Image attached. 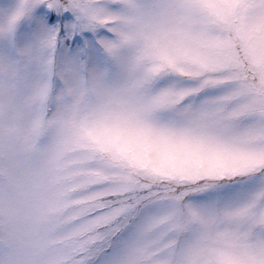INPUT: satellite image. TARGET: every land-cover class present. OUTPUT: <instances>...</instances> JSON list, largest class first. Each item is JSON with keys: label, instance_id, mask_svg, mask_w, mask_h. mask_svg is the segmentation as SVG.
Returning <instances> with one entry per match:
<instances>
[{"label": "snow or ice", "instance_id": "1", "mask_svg": "<svg viewBox=\"0 0 264 264\" xmlns=\"http://www.w3.org/2000/svg\"><path fill=\"white\" fill-rule=\"evenodd\" d=\"M0 264H264V0H0Z\"/></svg>", "mask_w": 264, "mask_h": 264}]
</instances>
